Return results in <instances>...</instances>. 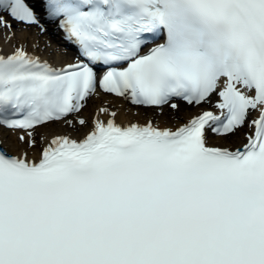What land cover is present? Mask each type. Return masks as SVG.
Here are the masks:
<instances>
[{
  "label": "snow or ice",
  "instance_id": "6c2138e0",
  "mask_svg": "<svg viewBox=\"0 0 264 264\" xmlns=\"http://www.w3.org/2000/svg\"><path fill=\"white\" fill-rule=\"evenodd\" d=\"M41 7L78 59L57 67L23 42L0 54V127L22 130L26 146L0 148V264H264V0ZM13 22L45 30L28 0H0L5 42ZM97 86L173 111L176 98L215 95L219 114L160 127L120 126L112 112L82 139L55 136L30 156L35 128L78 113ZM209 130H243L246 142L212 144Z\"/></svg>",
  "mask_w": 264,
  "mask_h": 264
},
{
  "label": "bare ground",
  "instance_id": "6f19581e",
  "mask_svg": "<svg viewBox=\"0 0 264 264\" xmlns=\"http://www.w3.org/2000/svg\"><path fill=\"white\" fill-rule=\"evenodd\" d=\"M15 24V22H13ZM16 25V24H15ZM15 36L11 41L5 42L6 30H0V48L4 52L13 50L14 46H18L20 42L37 55L49 59L56 66H62L67 63H74L78 58L75 57V52L61 46L62 36L54 24H49L47 30L41 31V28L30 27L26 31L22 30L20 25H16ZM54 43V45H52ZM178 110L173 111L170 107L164 106L162 109L143 108L140 106H132L125 99L114 97L108 94L95 93L87 99L86 105L79 113L72 116L69 120L72 121V127H68L66 121L51 122L35 128L34 138L36 140V149L30 150L29 155H35L40 148L45 146L56 135H67L71 138H81L84 133L92 127L89 118L96 116L105 120L111 117L110 113L115 112V120L120 123L140 122L146 123L151 120L154 125L160 127H175L186 121L189 117L197 115L202 109L207 107L204 105H188L184 101H178ZM101 108L108 110V114L100 112ZM84 119L86 124L81 126L76 123L77 120ZM242 130L234 135L226 138L213 137L208 135L209 142L222 146H230L232 148L239 146L243 141ZM23 134L22 131H12L0 127V145L10 154H16L23 145L18 140V136Z\"/></svg>",
  "mask_w": 264,
  "mask_h": 264
},
{
  "label": "rangeland",
  "instance_id": "374dc122",
  "mask_svg": "<svg viewBox=\"0 0 264 264\" xmlns=\"http://www.w3.org/2000/svg\"><path fill=\"white\" fill-rule=\"evenodd\" d=\"M54 44V43H53Z\"/></svg>",
  "mask_w": 264,
  "mask_h": 264
}]
</instances>
